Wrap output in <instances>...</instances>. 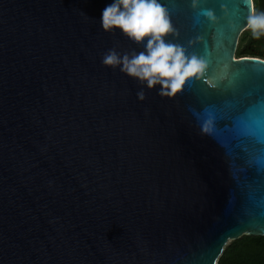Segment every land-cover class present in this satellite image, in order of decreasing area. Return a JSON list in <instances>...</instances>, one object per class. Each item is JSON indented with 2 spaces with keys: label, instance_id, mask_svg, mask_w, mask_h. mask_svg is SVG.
Returning a JSON list of instances; mask_svg holds the SVG:
<instances>
[{
  "label": "water",
  "instance_id": "95a60500",
  "mask_svg": "<svg viewBox=\"0 0 264 264\" xmlns=\"http://www.w3.org/2000/svg\"><path fill=\"white\" fill-rule=\"evenodd\" d=\"M110 2L0 0V264H215L264 235L252 0H157L202 65L170 95L101 62L144 50L101 28Z\"/></svg>",
  "mask_w": 264,
  "mask_h": 264
},
{
  "label": "clouds",
  "instance_id": "9594fccd",
  "mask_svg": "<svg viewBox=\"0 0 264 264\" xmlns=\"http://www.w3.org/2000/svg\"><path fill=\"white\" fill-rule=\"evenodd\" d=\"M100 26L105 31L119 29L144 50L132 56H118L114 51L103 56L105 65H120V70L144 83L147 88L160 85V94L174 93L186 77L198 73L202 65L196 58H186L183 49L166 41L170 25L157 0H111L100 12ZM247 26L254 37L264 34V13L250 16ZM143 99V93H137Z\"/></svg>",
  "mask_w": 264,
  "mask_h": 264
},
{
  "label": "trees",
  "instance_id": "16d2710c",
  "mask_svg": "<svg viewBox=\"0 0 264 264\" xmlns=\"http://www.w3.org/2000/svg\"><path fill=\"white\" fill-rule=\"evenodd\" d=\"M236 53L237 56H256L264 59V34L259 37L252 35L251 41L246 45L243 43ZM215 264H264V235L243 234L228 241Z\"/></svg>",
  "mask_w": 264,
  "mask_h": 264
},
{
  "label": "snow or ice",
  "instance_id": "6c2138e0",
  "mask_svg": "<svg viewBox=\"0 0 264 264\" xmlns=\"http://www.w3.org/2000/svg\"><path fill=\"white\" fill-rule=\"evenodd\" d=\"M230 54H225V59H228ZM261 65H264V62H261ZM232 65L230 63H224L223 71L219 75H214V79L216 81L215 87L217 89L224 88L226 85L221 84L220 82L227 78L228 84H232L237 77L240 75V73H229V68ZM253 73L255 74V78L259 81V84L255 91H257L260 95V103L264 105V66L260 68H254ZM205 75H207V72H205ZM261 119H264V111L261 112ZM255 122V121H253Z\"/></svg>",
  "mask_w": 264,
  "mask_h": 264
},
{
  "label": "flooded vegetation",
  "instance_id": "af4514ba",
  "mask_svg": "<svg viewBox=\"0 0 264 264\" xmlns=\"http://www.w3.org/2000/svg\"><path fill=\"white\" fill-rule=\"evenodd\" d=\"M253 3V15H259L264 13V0H252ZM252 32L251 29L248 28V26L244 27V29L241 31V33L238 36V43L236 47L237 49L244 43L245 45L251 41ZM235 55L237 56V53L235 52ZM238 57V56H237Z\"/></svg>",
  "mask_w": 264,
  "mask_h": 264
}]
</instances>
